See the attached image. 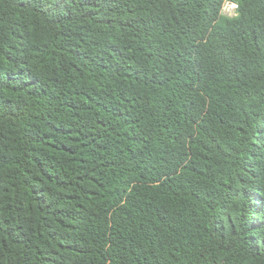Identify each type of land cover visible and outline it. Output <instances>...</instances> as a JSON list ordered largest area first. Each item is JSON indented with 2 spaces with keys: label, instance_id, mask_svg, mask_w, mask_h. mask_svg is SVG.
Wrapping results in <instances>:
<instances>
[{
  "label": "trees",
  "instance_id": "1",
  "mask_svg": "<svg viewBox=\"0 0 264 264\" xmlns=\"http://www.w3.org/2000/svg\"><path fill=\"white\" fill-rule=\"evenodd\" d=\"M0 0V264H264V0Z\"/></svg>",
  "mask_w": 264,
  "mask_h": 264
},
{
  "label": "rangeland",
  "instance_id": "2",
  "mask_svg": "<svg viewBox=\"0 0 264 264\" xmlns=\"http://www.w3.org/2000/svg\"><path fill=\"white\" fill-rule=\"evenodd\" d=\"M233 3L235 5H233ZM220 14L227 17L235 16L237 14V4L232 0H224L220 9Z\"/></svg>",
  "mask_w": 264,
  "mask_h": 264
},
{
  "label": "built area",
  "instance_id": "3",
  "mask_svg": "<svg viewBox=\"0 0 264 264\" xmlns=\"http://www.w3.org/2000/svg\"><path fill=\"white\" fill-rule=\"evenodd\" d=\"M233 5H235V4L233 3Z\"/></svg>",
  "mask_w": 264,
  "mask_h": 264
}]
</instances>
